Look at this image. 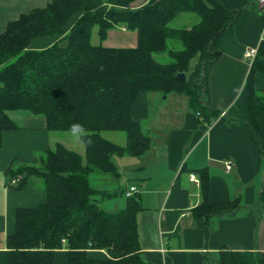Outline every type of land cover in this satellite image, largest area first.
<instances>
[{"label": "trees", "instance_id": "16d2710c", "mask_svg": "<svg viewBox=\"0 0 264 264\" xmlns=\"http://www.w3.org/2000/svg\"><path fill=\"white\" fill-rule=\"evenodd\" d=\"M133 1L51 0L21 13L0 32V146L5 130L18 129L8 115L11 110L44 116L48 132L79 131L85 146L81 155L57 142L33 162L13 160L7 168L8 188L20 189L37 179L45 193L43 202L16 208L14 230L6 237L9 264H146L137 223L141 197L125 195L124 207L107 210L101 200L126 191L121 186L100 188L91 179L117 182L120 171L114 157L142 156L151 147L149 133L131 115L142 92L184 94L205 124L221 114L204 98L207 79L220 54L219 38L232 30L245 6L227 9L218 0H147L129 6ZM181 13H194L198 21L190 28L172 26ZM116 25L137 32L136 46L102 44ZM94 27L97 44L91 41ZM37 40L49 43L34 47ZM171 40L182 48L172 49ZM255 47L244 83L247 109L243 113L230 108L222 117L245 124L264 158V89L255 85L256 74L264 73L263 36ZM162 53L168 62L156 58ZM180 72L184 81L178 78ZM108 130L123 131L126 143L105 138L102 133ZM196 173L202 201L191 210L192 218L207 235L212 217L232 213L240 204L238 199H210L208 170ZM258 207L264 217V182ZM212 264H264V252L225 248Z\"/></svg>", "mask_w": 264, "mask_h": 264}, {"label": "crops", "instance_id": "0c3cea01", "mask_svg": "<svg viewBox=\"0 0 264 264\" xmlns=\"http://www.w3.org/2000/svg\"><path fill=\"white\" fill-rule=\"evenodd\" d=\"M50 1L0 0V32L21 13L43 7ZM140 1L136 0L137 5L132 7L147 2ZM218 1L227 9L244 6L245 9L232 30L219 38L220 54L209 72L208 92L204 98L221 112L234 108L244 113L247 109L244 83L249 64L243 51L248 46H257L264 37V10L256 0ZM194 20L185 28L198 21L193 23ZM48 43L37 40L33 46L44 47ZM102 44L134 47L137 32L116 25L108 31ZM255 85L264 89V73L256 74ZM170 94L164 98L158 92L139 94L131 115L149 133L151 147L142 156L114 158L120 178L117 182L100 178V188L112 190L121 186L127 191L130 186H135V193L142 201L137 223L141 256L146 264H212L213 258L225 248L264 252V217L258 207L264 182V158L252 141L250 130L245 124L230 122L219 115L210 118L208 124L199 122L198 116L184 107L188 99L187 102L182 100L183 106L168 104L163 107V101L166 102ZM178 100L176 96L171 103L177 105ZM10 113H16V116ZM8 115L18 129L5 130L0 146V264H9L6 237L14 230L16 208L34 206L45 200L42 184L37 179L30 180L20 189L8 188L6 170L13 160L33 162L50 147L53 133L47 131L42 115L25 110H11ZM125 143L126 137L120 138L118 144ZM227 160L233 164L230 170L225 168ZM203 168L209 173L210 199L218 202L238 199L240 204L232 213L212 217V228L207 235L195 225L191 212L202 201L200 184L188 177L190 172L199 177L196 170ZM119 198L102 199V204L105 200L113 201L109 208L103 207L107 210L124 207L125 194ZM63 260V254L59 255L58 261Z\"/></svg>", "mask_w": 264, "mask_h": 264}, {"label": "rangeland", "instance_id": "374dc122", "mask_svg": "<svg viewBox=\"0 0 264 264\" xmlns=\"http://www.w3.org/2000/svg\"><path fill=\"white\" fill-rule=\"evenodd\" d=\"M136 1V0H135ZM135 1H133V2H131L130 4H129V6H136L137 4H136V2ZM138 1V0H137ZM142 1V0H141ZM141 1L139 2V3H141ZM122 3H125V2H122ZM134 4H136V5H134ZM143 5V4H142ZM141 6V5H140ZM185 15H192L191 17H186ZM76 18V17H75ZM74 18V19H75ZM189 18H191L190 20H189ZM198 16L197 15H195V14H188V13H182L180 16H177L173 21H172V26H175V27H188V25L190 24V23H192L191 21L193 20V19H195L194 21H193V23L195 22V21H197L198 20ZM91 41H92V43H94V44H97L98 42H99V38H98V34H97V27H94L93 28V30H92V37H91ZM169 46L172 48V49H180V48H182V46L180 45V42H178V41H175V40H171V41H169ZM156 58L160 61V62H168L169 61V58L168 57H166L165 56V53H162L161 55H156ZM196 60H197V58L195 57V58H193L191 61H190V65H189V72H188V74H187V76H189V73H190V71L194 68V66H195V63H196ZM185 79H186V76H185ZM163 96V98H164V96L165 95H162ZM178 97L179 98V100L177 101V103H175V104H177V105H173L172 103H173V100H174V98L175 97ZM169 98V97H168ZM182 100L183 101H185V102H187V98H186V96L184 95V94H170V98L165 102V101H163V107L164 106H168V104H170L169 106H183V104L184 103H182ZM171 101H172V103H171ZM184 107H186L187 109H189L190 111H192V112H194L195 113V115L197 116V113L188 105V103H187V105H185ZM175 110L177 111L178 110V108H175ZM21 112V111H20ZM10 114H12L14 117L16 116V113H10ZM177 114V113H176ZM102 134H104L103 136L105 137V138H107V139H109V140H111V141H113V142H116V143H120V138L122 139V138H124L125 137V134H124V132L123 131H114V130H108V131H103V133ZM52 138H51V140H50V142H49V144H50V147H54L55 146V144L57 143V142H59V143H62L63 145H65L66 147H68V148H70V149H73V150H75V151H81L80 153L81 154H83L84 153V148H85V146H84V142L81 140V138H80V133H79V131H71V130H67V131H53V133H52ZM42 154V153H41ZM84 155V154H83ZM114 158H118L117 156H115ZM124 178V177H123ZM99 180H100V178H96L95 179V176L94 177H92V179H91V184L92 185H97V186H99L100 185V182H99ZM42 186V185H41ZM95 197L97 198V199H100L101 198V196L98 194V195H95ZM119 197H121V196H118V197H116V198H118V199H121V198H119ZM113 198H115V197H112V199ZM112 199L111 200H108V201H104V204H102V201L100 202V204L102 205V206H104V207H107V208H109L108 206H110L111 205V203L113 202L112 201Z\"/></svg>", "mask_w": 264, "mask_h": 264}, {"label": "built area", "instance_id": "2783aa9c", "mask_svg": "<svg viewBox=\"0 0 264 264\" xmlns=\"http://www.w3.org/2000/svg\"><path fill=\"white\" fill-rule=\"evenodd\" d=\"M258 6L264 10V0H256ZM257 53V48L255 46H248L244 49L243 51V57L244 59L249 63V62H252V60L254 59L255 55ZM225 115V112H221L220 116H224ZM225 168L226 170H230L232 168V162L231 161H226L225 163ZM189 178L191 181H193L194 183L196 184H199V180L197 179V177L193 174V173H190L189 174ZM19 179V177H16V178H13L11 180V183H15L17 182ZM136 192V188L135 186H130L129 189L125 192V195L126 196H130L132 195L133 193ZM263 215H264V210H263Z\"/></svg>", "mask_w": 264, "mask_h": 264}, {"label": "water", "instance_id": "95a60500", "mask_svg": "<svg viewBox=\"0 0 264 264\" xmlns=\"http://www.w3.org/2000/svg\"><path fill=\"white\" fill-rule=\"evenodd\" d=\"M178 78H179V80L184 81L185 80V73L184 72L178 73Z\"/></svg>", "mask_w": 264, "mask_h": 264}]
</instances>
